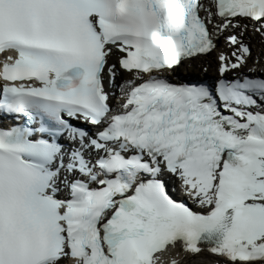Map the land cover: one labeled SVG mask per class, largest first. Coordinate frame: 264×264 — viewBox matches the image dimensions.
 Listing matches in <instances>:
<instances>
[{
	"label": "snow or ice",
	"instance_id": "6c2138e0",
	"mask_svg": "<svg viewBox=\"0 0 264 264\" xmlns=\"http://www.w3.org/2000/svg\"><path fill=\"white\" fill-rule=\"evenodd\" d=\"M0 264H264V0H0Z\"/></svg>",
	"mask_w": 264,
	"mask_h": 264
},
{
	"label": "bare ground",
	"instance_id": "6f19581e",
	"mask_svg": "<svg viewBox=\"0 0 264 264\" xmlns=\"http://www.w3.org/2000/svg\"><path fill=\"white\" fill-rule=\"evenodd\" d=\"M252 40H254L256 42V46H255V48H253V55L255 56L257 54V52L259 51V49L261 47V44H260L259 41L256 40L255 37H253ZM220 46L221 47H225V44L220 41ZM213 55H215V54H213ZM249 62L252 63L251 60H249ZM215 66H216L215 65V62L213 61L211 67L208 70V74L209 75H212V74H215L216 75V73H215ZM190 71L193 72L194 74L200 73L199 68H196V67H193V68H183V67H181V68L177 69L176 70V73L173 74V75H176V74H185V73H189ZM205 256H207L206 253H205ZM209 259H211V258H209Z\"/></svg>",
	"mask_w": 264,
	"mask_h": 264
},
{
	"label": "rangeland",
	"instance_id": "374dc122",
	"mask_svg": "<svg viewBox=\"0 0 264 264\" xmlns=\"http://www.w3.org/2000/svg\"><path fill=\"white\" fill-rule=\"evenodd\" d=\"M257 41H258V39H256ZM222 42H224L223 40H222ZM260 42V41H259ZM252 43H256L254 40H252ZM253 46H254V44H253ZM255 47V46H254Z\"/></svg>",
	"mask_w": 264,
	"mask_h": 264
}]
</instances>
